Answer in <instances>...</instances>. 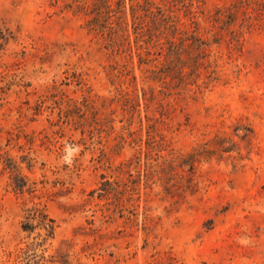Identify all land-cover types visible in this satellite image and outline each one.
<instances>
[{"label":"rangeland","instance_id":"374dc122","mask_svg":"<svg viewBox=\"0 0 264 264\" xmlns=\"http://www.w3.org/2000/svg\"><path fill=\"white\" fill-rule=\"evenodd\" d=\"M0 264H264V0H0Z\"/></svg>","mask_w":264,"mask_h":264},{"label":"trees","instance_id":"16d2710c","mask_svg":"<svg viewBox=\"0 0 264 264\" xmlns=\"http://www.w3.org/2000/svg\"><path fill=\"white\" fill-rule=\"evenodd\" d=\"M42 222V226L44 227V229L47 230V235L50 236L51 234H53V230H54V220L51 219V218H48V215H44L43 217V220H41ZM30 226L26 225L24 226V229L27 230V229H31V228H28Z\"/></svg>","mask_w":264,"mask_h":264}]
</instances>
